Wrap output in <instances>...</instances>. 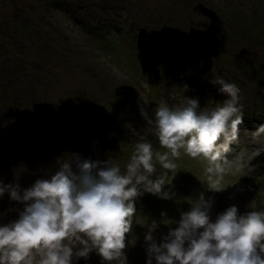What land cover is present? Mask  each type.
<instances>
[{
    "label": "rangeland",
    "instance_id": "rangeland-1",
    "mask_svg": "<svg viewBox=\"0 0 264 264\" xmlns=\"http://www.w3.org/2000/svg\"><path fill=\"white\" fill-rule=\"evenodd\" d=\"M57 5L77 7L79 23ZM115 24L120 29L111 34ZM138 26L165 38V52L192 54L206 61L218 79L236 78L238 101L246 99L249 108L253 100L250 105L264 111V0H0L3 184H18L22 195L37 179H50L63 162L71 161L78 172L76 155L119 165L123 173L139 143H151L161 156L168 153L154 125L158 106L183 108L188 99H195L198 111H210L223 104L220 92L205 87L197 91L182 79L168 85L161 74L150 72L153 62L145 63L150 55L136 52L151 47ZM206 35L214 41L213 53L204 47ZM176 61H167V66L175 67ZM262 127L242 119L238 140L221 162L226 169L222 177L208 172L205 158L182 154L173 160L177 172L171 179L173 173L157 160L151 178L171 179L163 186L171 198L141 188L126 234V261L110 264H147L145 237L153 223L151 234L160 243L201 195L210 204L213 221L230 206H236L239 215L264 210ZM217 180L225 187L221 191L209 188ZM24 207L5 192L0 197V226L18 219ZM79 246L75 242L74 250ZM257 251L264 258V252ZM73 264L109 262L92 251L87 259L74 257Z\"/></svg>",
    "mask_w": 264,
    "mask_h": 264
},
{
    "label": "clouds",
    "instance_id": "clouds-1",
    "mask_svg": "<svg viewBox=\"0 0 264 264\" xmlns=\"http://www.w3.org/2000/svg\"><path fill=\"white\" fill-rule=\"evenodd\" d=\"M229 97L223 104L198 111V102L188 99L183 108L158 106L155 128L161 147L168 153L154 152L151 143L137 144L126 171L108 161L81 160L75 156L78 172L71 161L63 162L50 179H37L23 190L0 181V197L24 203L19 218L0 226V264H73L74 257L88 258L95 251L103 260L123 259L126 234L131 231L136 213L135 198L141 188L153 195L171 198L163 186L176 174L182 154L209 162L208 172L222 177L221 163L238 140L242 112L237 106L239 87L224 79L215 82ZM150 124L153 122L150 120ZM173 173L152 179L156 162ZM221 191L217 180L209 186ZM210 204L201 195L189 211L181 213L177 227L157 243L151 226L145 239L147 264H264V210L238 214L236 206L219 213L213 221ZM79 248L74 250V243ZM37 257L39 259L37 260Z\"/></svg>",
    "mask_w": 264,
    "mask_h": 264
},
{
    "label": "trees",
    "instance_id": "trees-1",
    "mask_svg": "<svg viewBox=\"0 0 264 264\" xmlns=\"http://www.w3.org/2000/svg\"><path fill=\"white\" fill-rule=\"evenodd\" d=\"M56 7H59V5H57ZM61 8V7H59ZM63 10H65L67 13H71V15H73V17H75L76 19H78V23L80 21L79 17L77 16L79 14L78 8L73 6L69 9L68 7L61 8ZM115 29L113 31H111V34H114L115 31H119L120 28L116 27V24L114 25ZM147 28V27H146ZM146 28H143L141 26H138V29L142 32V34L148 35L147 37H149V42L151 43V47L149 48L150 50L146 49V48H138L136 50V52L139 54V52H145L147 54V56L150 55L151 58H148L147 61L145 60V63H150V60L153 62L154 67H152L150 72L155 73L154 71H156V73L161 74L163 78V81H166L168 85H171L172 82H176L178 79H182L185 83H189V84H194V87H197V91H201L202 87H205L206 90H211L214 91L215 93L220 92V94L225 96V100H227L229 97L227 96L226 93L221 92L220 89V85L216 84L215 82L217 80H219L217 77L218 75H213L212 74V68L210 67V65L203 60L200 59H196L192 57V54H182L184 56H175V54L178 53L177 50L172 51V52H165L164 47H168V43L166 42L165 38L162 39L161 36L156 35L153 31L150 33V31L148 32V30H146ZM104 36V35H103ZM158 38H157V37ZM106 37V36H104ZM203 38V42H204V47L205 49H208V53H213L214 52V46H213V39L211 37H202ZM146 42V40H145ZM158 43V44H157ZM167 44V45H166ZM163 45V46H162ZM139 47V46H138ZM133 48V46H132ZM188 46H186L185 49H187ZM184 49V50H185ZM139 51V52H138ZM191 52V51H190ZM180 55V54H179ZM177 58V61L174 62L175 67H169L167 66L168 63L167 61H174V59ZM142 62V60H141ZM169 69L171 71H174V73H178V74H183V76H173V73L169 71ZM138 72L139 69H137ZM144 70H146V66L144 65ZM140 74L142 75V78H147L150 75H147L146 73L143 74L142 72H140ZM186 74V75H185ZM184 77V78H183ZM230 81H232L233 83L236 82V78L231 79ZM151 86L154 88V85L151 84ZM224 100V101H225ZM245 100L246 99H240L238 101L237 106L242 109V119H246V121H250V122H259L261 123V127L263 124V127L261 129L264 130V111H261L260 108H256L252 105H250L252 103V101H248V107H245ZM21 150H28V149H21ZM241 195V192H240ZM239 195V196H240ZM243 197L245 199L248 198V193H244ZM6 207V205H5Z\"/></svg>",
    "mask_w": 264,
    "mask_h": 264
}]
</instances>
